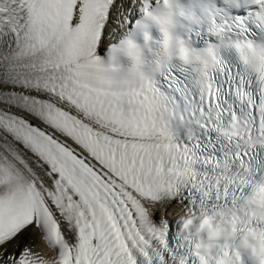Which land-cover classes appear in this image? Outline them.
Wrapping results in <instances>:
<instances>
[{"label":"snow or ice","instance_id":"obj_1","mask_svg":"<svg viewBox=\"0 0 264 264\" xmlns=\"http://www.w3.org/2000/svg\"><path fill=\"white\" fill-rule=\"evenodd\" d=\"M0 264H264V0H0Z\"/></svg>","mask_w":264,"mask_h":264}]
</instances>
